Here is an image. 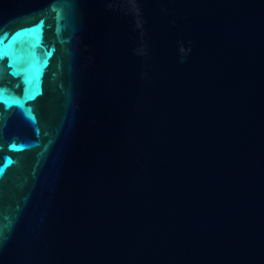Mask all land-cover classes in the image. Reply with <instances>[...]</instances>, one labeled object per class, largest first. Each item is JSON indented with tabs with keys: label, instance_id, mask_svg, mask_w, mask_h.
I'll return each instance as SVG.
<instances>
[{
	"label": "water",
	"instance_id": "1",
	"mask_svg": "<svg viewBox=\"0 0 264 264\" xmlns=\"http://www.w3.org/2000/svg\"><path fill=\"white\" fill-rule=\"evenodd\" d=\"M0 264H264V0H0Z\"/></svg>",
	"mask_w": 264,
	"mask_h": 264
}]
</instances>
